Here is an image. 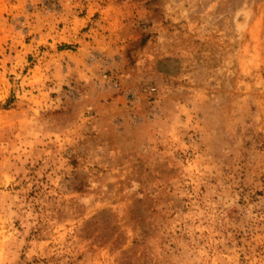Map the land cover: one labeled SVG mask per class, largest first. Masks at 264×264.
I'll return each mask as SVG.
<instances>
[{
    "label": "rangeland",
    "instance_id": "rangeland-1",
    "mask_svg": "<svg viewBox=\"0 0 264 264\" xmlns=\"http://www.w3.org/2000/svg\"><path fill=\"white\" fill-rule=\"evenodd\" d=\"M0 264H264V0H0Z\"/></svg>",
    "mask_w": 264,
    "mask_h": 264
}]
</instances>
